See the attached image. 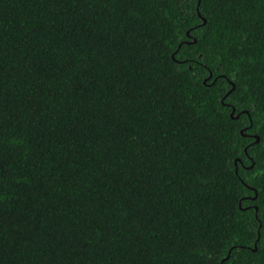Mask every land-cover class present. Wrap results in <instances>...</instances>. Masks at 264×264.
<instances>
[{
    "label": "trees",
    "instance_id": "trees-1",
    "mask_svg": "<svg viewBox=\"0 0 264 264\" xmlns=\"http://www.w3.org/2000/svg\"><path fill=\"white\" fill-rule=\"evenodd\" d=\"M0 264H264V0H0Z\"/></svg>",
    "mask_w": 264,
    "mask_h": 264
},
{
    "label": "water",
    "instance_id": "water-1",
    "mask_svg": "<svg viewBox=\"0 0 264 264\" xmlns=\"http://www.w3.org/2000/svg\"><path fill=\"white\" fill-rule=\"evenodd\" d=\"M198 11H199V8H198ZM199 15H200V17L203 19V24H205L206 22H207V20H206V18H204L203 16H202V14L199 12ZM193 42H196V40H194ZM212 77V74L210 75V77H208L207 79H209V78H211ZM205 82H206V80H205ZM234 85V84H233ZM235 89V85L233 86V88L227 93V95H229L233 90ZM235 112H236V109L235 108H233V111H232V113H231V116L233 117V118H239L240 116H241V113H239V114H235ZM256 138H257V142H259L260 141V138H259V136H256ZM257 198V194H256V196H255V199ZM256 210H258V207L256 206ZM257 248H255L254 250H256ZM230 253H231V251H230ZM229 258V256L226 258V259H228Z\"/></svg>",
    "mask_w": 264,
    "mask_h": 264
}]
</instances>
